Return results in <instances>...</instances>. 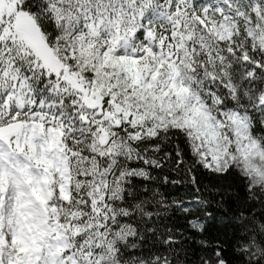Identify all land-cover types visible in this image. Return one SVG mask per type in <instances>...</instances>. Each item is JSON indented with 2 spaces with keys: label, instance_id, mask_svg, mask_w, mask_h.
I'll list each match as a JSON object with an SVG mask.
<instances>
[{
  "label": "snow or ice",
  "instance_id": "1",
  "mask_svg": "<svg viewBox=\"0 0 264 264\" xmlns=\"http://www.w3.org/2000/svg\"><path fill=\"white\" fill-rule=\"evenodd\" d=\"M0 264H264V0H0Z\"/></svg>",
  "mask_w": 264,
  "mask_h": 264
}]
</instances>
